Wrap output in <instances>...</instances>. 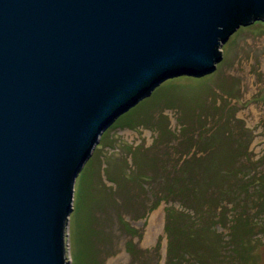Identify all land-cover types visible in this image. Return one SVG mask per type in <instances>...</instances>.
Here are the masks:
<instances>
[{"label":"water","instance_id":"1","mask_svg":"<svg viewBox=\"0 0 264 264\" xmlns=\"http://www.w3.org/2000/svg\"><path fill=\"white\" fill-rule=\"evenodd\" d=\"M264 0H0V264H70L75 182L168 79L201 78Z\"/></svg>","mask_w":264,"mask_h":264},{"label":"rangeland","instance_id":"2","mask_svg":"<svg viewBox=\"0 0 264 264\" xmlns=\"http://www.w3.org/2000/svg\"><path fill=\"white\" fill-rule=\"evenodd\" d=\"M221 51L102 134L75 182L70 264H264V22Z\"/></svg>","mask_w":264,"mask_h":264},{"label":"bare ground","instance_id":"3","mask_svg":"<svg viewBox=\"0 0 264 264\" xmlns=\"http://www.w3.org/2000/svg\"><path fill=\"white\" fill-rule=\"evenodd\" d=\"M252 114H253V116H257V111H255V109H252ZM147 238H148V236H147ZM147 238H146V241H147Z\"/></svg>","mask_w":264,"mask_h":264},{"label":"trees","instance_id":"4","mask_svg":"<svg viewBox=\"0 0 264 264\" xmlns=\"http://www.w3.org/2000/svg\"><path fill=\"white\" fill-rule=\"evenodd\" d=\"M192 254H194V253H192Z\"/></svg>","mask_w":264,"mask_h":264}]
</instances>
